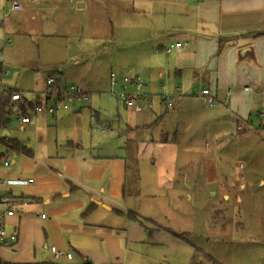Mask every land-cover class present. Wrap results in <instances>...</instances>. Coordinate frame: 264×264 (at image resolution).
<instances>
[{
    "label": "crops",
    "instance_id": "0c3cea01",
    "mask_svg": "<svg viewBox=\"0 0 264 264\" xmlns=\"http://www.w3.org/2000/svg\"><path fill=\"white\" fill-rule=\"evenodd\" d=\"M3 1L0 14L10 9ZM23 1L24 10L8 11L13 14L0 25V58H4L0 88L11 73L4 67L14 58L11 52L20 50L25 38L31 36L58 46L46 68L59 69L56 76L63 77V84L76 83L90 98L108 85L107 93L112 95L111 74L103 82L99 78L103 57L117 66L119 77H139L150 94L160 95L165 86L179 99L177 115L197 145L204 138L232 139L252 132L264 137V0H70V4L77 3L78 11L67 4L69 0ZM109 15L117 20L116 37L122 47L113 41L109 49L105 43ZM110 25L113 28V22ZM76 40L85 46L74 47ZM220 40L224 44L221 52ZM176 43L182 47L172 54L156 53ZM89 62L92 65L85 66ZM7 71L9 75L4 76ZM203 89L215 97L213 107L203 103ZM88 105L58 116L43 113L32 126L18 124V131L26 137L19 133L12 139L14 148L0 152L10 162L8 168L0 166L3 181L35 179L28 186L0 190L13 199L27 200L6 221L9 232L18 230V242L12 249L0 247V264H51L49 247L73 254L70 264H193L207 258L221 264L203 250V243L213 236L225 237L233 249L253 244L264 250L263 235L255 243L249 236L246 240L234 237L240 232L264 233L259 221L251 227L246 218L237 215L243 223L236 224L240 228L230 221L227 208L242 203L236 195L226 196V205L221 203V210L216 209L224 211L225 219L213 216L216 223L206 231L210 235L202 233L206 240L198 236L199 215L196 218L195 211L186 210L182 200L179 204L174 201L177 208L169 216L165 201L178 198L174 184L177 162L170 149L175 142L169 137L158 143L107 132L112 125L100 126L99 113H83ZM158 106L162 109H155ZM168 112L156 103L150 112L138 114L142 120L137 128L141 133L149 131L154 119ZM200 131H204L201 136ZM260 144L238 150L250 160L249 170L256 169L257 163L264 166V161L253 162L256 155L264 153V138ZM154 146H160V164L169 151L174 159L171 168L153 166L156 160L150 154ZM92 203L96 208L84 215Z\"/></svg>",
    "mask_w": 264,
    "mask_h": 264
},
{
    "label": "rangeland",
    "instance_id": "374dc122",
    "mask_svg": "<svg viewBox=\"0 0 264 264\" xmlns=\"http://www.w3.org/2000/svg\"><path fill=\"white\" fill-rule=\"evenodd\" d=\"M17 1L22 2V0ZM68 2L67 4L69 5L70 0ZM24 3L25 2L23 1V6ZM3 4L4 1L0 0V9H2L1 6H3ZM71 5L74 6L76 11L79 10V6H77L76 2H71L70 6ZM86 9V11H89L90 8ZM11 14H13V12H11ZM80 14L85 13L81 12ZM93 16L97 18L95 14ZM7 19H9V17ZM108 20L109 30L106 34V45L111 49L112 47H110V45L115 41L116 47H122L120 44L123 42L116 37L118 32L116 28V18H112L109 15ZM110 22H113V28L111 27ZM113 35H115V37ZM11 38H13L14 41L16 40L14 37ZM78 46L84 47L85 45L79 40L74 41V47ZM56 47L58 46L53 45L52 41H35V38L31 36L25 38L24 45L18 51L14 48L15 53L11 52L14 58L11 60L9 59L10 62H6V65L4 66L5 69L7 68L11 71L10 76L4 79V84L13 91L24 93L26 99H31V94L34 92H42L46 88V76L51 75L52 77H57L56 75L60 71L59 69L54 70L53 68H46L48 67L47 61L53 56L52 51ZM9 50L10 48L8 47L7 51ZM113 51L115 55L120 52L117 49H113ZM0 52L2 51L0 50ZM104 55H106V53ZM130 56L131 53L128 57ZM103 58H98L99 60L103 59L102 62H100V65L104 62L102 71L99 75L102 82L106 76L111 74V72L117 74L119 71L116 69L117 66L111 64L109 59H106L107 57ZM131 59H133V57L129 58V60ZM119 64L121 66V63ZM91 65L92 63L89 62L85 66L90 67ZM124 67L127 66L124 65ZM72 74H75L74 70ZM67 84L70 83H68V81L65 82L64 87H67ZM99 90V93L91 97L92 99L90 100L89 105L82 111L83 113H99L98 118L100 126H104L107 122H110L112 128L108 129L107 132L114 131L116 133H122V135L124 133L131 139L139 137L148 141L153 139L154 142L157 140L158 143L165 142L169 137L171 141L175 142L170 149L175 152L177 162L174 164V169L177 173V182L174 184L177 186L178 198H169V200L165 201L169 207V216L173 213L172 209L177 208V204L174 201L177 199L179 204L182 200V204H184L186 210L189 209V211H195L196 218L197 215H199L200 220L198 226H200V233H198V236L201 235V239L206 240V237L203 235L205 234L206 236H209L210 234L206 231L212 227V223L213 225L216 223L213 216L215 218L220 216V218L225 219L222 216L224 211L222 210L223 212L221 213L216 209L220 208L221 210V203L226 205L223 203L226 201V196L235 198L236 195V200L240 201L241 199L242 203H237L238 207H236V204H233L231 207L227 206V216L230 221L235 223V227L240 228V226L236 225L238 222L241 223V225L243 224L241 218H246L251 227L257 226L258 221L260 222V226H264V188L261 189V182L264 180V166L259 167L261 163H257L264 161V153L261 151L260 154L256 155L258 158L253 160L254 163H257V166L255 165L256 169L249 170L248 168L251 167L250 160L246 155H243V153L238 151L239 148L245 149V147L248 146H261L262 144L260 143L263 141V135L252 132L250 134L248 133L249 135L245 137L242 134L241 137L234 135V138L232 139L230 136L218 140H205L204 138L198 140L197 145L194 141V137L186 130L188 126H182L183 121L177 115L180 102L177 98L174 99L173 109L169 110V112L163 117L154 119L151 126L152 128H149V131L147 132L141 133V130L137 128V125L140 124V120H142V116L140 115L146 113H138L134 112L132 108H125L123 104L118 102L112 93V95L107 93L110 91L109 85L108 88L101 87ZM155 109L162 108L158 106ZM53 126L56 125L53 124ZM0 131L3 133L4 130L1 129ZM7 131L11 136L10 138L6 136L8 144L13 142L12 139L16 137V135L21 134L23 137H26L27 135L24 132L18 131V124L15 120H12ZM198 133L201 136L204 134V131ZM1 135L2 134H0V136ZM236 136H238V139ZM243 140H245V142L241 143ZM158 148H160V146H154V149L152 150L153 153L150 154V158L156 160L153 166L156 168L159 166H165L167 169L171 168L174 159L169 156V151L165 152L163 155V158H165L166 161L160 164L162 160L157 156L160 153V149ZM7 151L8 147L6 143L0 142V152L6 153ZM211 151L212 153H210ZM87 152L89 154V150H86V153ZM90 152H94L93 149H90ZM209 183H211V185H209ZM250 183L253 186L249 187ZM169 194L170 197H173L174 195V193L171 192ZM213 194H215V196H213ZM195 203L200 204L196 206ZM237 215H240L241 218H238ZM258 215L259 217H257ZM226 221H228V219H226ZM253 221L255 223H253ZM261 235L264 236V233L259 234L252 232L247 235L240 232V234H234V237L238 240H246L249 236L251 243H255L260 241ZM201 239H197V241ZM225 240H227L225 237L221 238L213 236L212 239L206 240L207 243H203V250L206 249L205 251L215 255V259L221 264H264V250H257L253 244L240 245L236 249H233L231 243H227Z\"/></svg>",
    "mask_w": 264,
    "mask_h": 264
},
{
    "label": "built area",
    "instance_id": "2783aa9c",
    "mask_svg": "<svg viewBox=\"0 0 264 264\" xmlns=\"http://www.w3.org/2000/svg\"><path fill=\"white\" fill-rule=\"evenodd\" d=\"M9 3L10 9L4 10L0 14V25L8 18V11H23V5L16 0H6ZM73 1V0H71ZM6 43V42H5ZM4 46V45H3ZM182 47V43H176L174 45H167L160 48L156 53L161 51L164 54H172L175 49ZM2 55V54H1ZM4 58L1 56L0 65H3ZM9 71L4 73V76L9 75ZM110 82L112 85V94L119 103L123 104L125 108H132L134 112L144 113L150 112L151 109L159 103L166 110L173 109V102L176 96L168 93L166 87L162 86L163 93L160 95L150 94L147 91V85L140 80L139 77L122 76L119 77L116 73H111ZM46 88L39 93H32L31 99H26L24 93L13 91L8 88L7 85H2L0 88V96L3 100L8 101L6 112L10 116L11 121L15 120L20 126L28 127L35 125L39 117L46 113L51 116H58V114L74 111L78 107L89 104L91 98L90 95L85 93L79 86H67L57 83L55 77L47 76L45 80ZM117 88V90H115ZM245 90H249L246 88ZM230 94L228 90L227 95ZM202 95L203 103L209 107H213L216 104V99L210 94V91L203 89L200 92ZM0 126V130H1ZM0 136V142L8 145V139ZM7 155V154H6ZM5 155L0 153V166L5 168L10 167L8 158H4ZM35 182L34 178L20 179L14 178L11 180H2L0 178V190L2 187H14V186H28ZM19 203V205H17ZM27 200L25 199H13L0 191V247L12 249L18 242V230L8 231L6 221L8 218L13 217L19 212L17 206H25ZM45 218V217H43ZM49 252L53 256V262L51 264H70L74 255L70 252L60 251L55 247H49Z\"/></svg>",
    "mask_w": 264,
    "mask_h": 264
},
{
    "label": "trees",
    "instance_id": "16d2710c",
    "mask_svg": "<svg viewBox=\"0 0 264 264\" xmlns=\"http://www.w3.org/2000/svg\"><path fill=\"white\" fill-rule=\"evenodd\" d=\"M264 35V32L261 33ZM223 41L220 40L219 41V48H220V52L223 50ZM7 104H8V101H5L3 100L2 98H0V126L1 128L5 131H7V129L10 127L12 121L10 119V116H8V113L6 112V107H7ZM3 131V132H4ZM6 138V136H5ZM9 142H10V139H9ZM7 147H9V149H13L14 148V144H8ZM96 208L95 204L92 203V205H90L84 212V215H89L91 214L94 209ZM129 217H131V215H129ZM203 258H206V257H203ZM206 260V261H205ZM214 264L213 260L207 258V259H204L201 263L197 262V261H194L193 264Z\"/></svg>",
    "mask_w": 264,
    "mask_h": 264
},
{
    "label": "water",
    "instance_id": "95a60500",
    "mask_svg": "<svg viewBox=\"0 0 264 264\" xmlns=\"http://www.w3.org/2000/svg\"><path fill=\"white\" fill-rule=\"evenodd\" d=\"M82 7H83V5H82ZM56 80H57V83L61 85L62 84L63 77L61 75H58L57 78H56ZM6 135L8 137L10 136V134H9L8 131H4L3 136H6Z\"/></svg>",
    "mask_w": 264,
    "mask_h": 264
}]
</instances>
